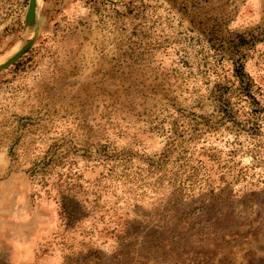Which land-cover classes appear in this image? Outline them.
Returning <instances> with one entry per match:
<instances>
[{"label":"rangeland","instance_id":"374dc122","mask_svg":"<svg viewBox=\"0 0 264 264\" xmlns=\"http://www.w3.org/2000/svg\"><path fill=\"white\" fill-rule=\"evenodd\" d=\"M27 4L0 0V64L32 40L0 71V264H264V0Z\"/></svg>","mask_w":264,"mask_h":264},{"label":"water","instance_id":"95a60500","mask_svg":"<svg viewBox=\"0 0 264 264\" xmlns=\"http://www.w3.org/2000/svg\"><path fill=\"white\" fill-rule=\"evenodd\" d=\"M35 7L36 0H28L26 12L24 15V30H31L35 19ZM32 40H28L21 48L14 53L12 56L7 58L4 62L0 64V71L7 69L8 67L14 65L19 61L31 48Z\"/></svg>","mask_w":264,"mask_h":264},{"label":"bare ground","instance_id":"6f19581e","mask_svg":"<svg viewBox=\"0 0 264 264\" xmlns=\"http://www.w3.org/2000/svg\"><path fill=\"white\" fill-rule=\"evenodd\" d=\"M39 0H36V3L38 2Z\"/></svg>","mask_w":264,"mask_h":264},{"label":"trees","instance_id":"16d2710c","mask_svg":"<svg viewBox=\"0 0 264 264\" xmlns=\"http://www.w3.org/2000/svg\"><path fill=\"white\" fill-rule=\"evenodd\" d=\"M35 172V171H34ZM72 211V210H71ZM70 213V212H69Z\"/></svg>","mask_w":264,"mask_h":264}]
</instances>
